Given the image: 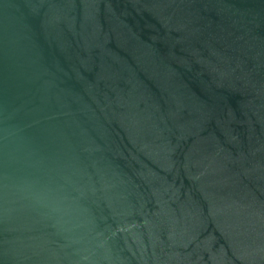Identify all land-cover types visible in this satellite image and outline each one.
<instances>
[{
    "label": "water",
    "instance_id": "95a60500",
    "mask_svg": "<svg viewBox=\"0 0 264 264\" xmlns=\"http://www.w3.org/2000/svg\"><path fill=\"white\" fill-rule=\"evenodd\" d=\"M0 264H264V0H0Z\"/></svg>",
    "mask_w": 264,
    "mask_h": 264
}]
</instances>
